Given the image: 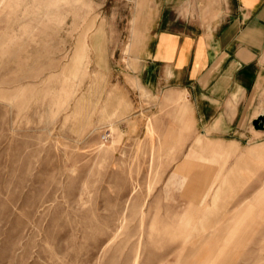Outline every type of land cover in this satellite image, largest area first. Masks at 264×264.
<instances>
[{
	"label": "rangeland",
	"instance_id": "1",
	"mask_svg": "<svg viewBox=\"0 0 264 264\" xmlns=\"http://www.w3.org/2000/svg\"><path fill=\"white\" fill-rule=\"evenodd\" d=\"M136 1L0 0V264H264V156L167 184L201 134L125 74Z\"/></svg>",
	"mask_w": 264,
	"mask_h": 264
},
{
	"label": "crops",
	"instance_id": "2",
	"mask_svg": "<svg viewBox=\"0 0 264 264\" xmlns=\"http://www.w3.org/2000/svg\"><path fill=\"white\" fill-rule=\"evenodd\" d=\"M137 8L142 13L128 39L133 53L123 55L129 60L125 74L150 95L166 91L183 97L179 112L190 111L185 137L201 134L167 184L207 174L209 166L187 160L190 156L221 155L229 162L223 181L212 188L214 201L233 173L264 156V141L241 148L244 140L264 133L247 126L264 115V0H137Z\"/></svg>",
	"mask_w": 264,
	"mask_h": 264
},
{
	"label": "water",
	"instance_id": "3",
	"mask_svg": "<svg viewBox=\"0 0 264 264\" xmlns=\"http://www.w3.org/2000/svg\"><path fill=\"white\" fill-rule=\"evenodd\" d=\"M251 125L254 129H263L264 128V115L256 116L252 121Z\"/></svg>",
	"mask_w": 264,
	"mask_h": 264
},
{
	"label": "bare ground",
	"instance_id": "4",
	"mask_svg": "<svg viewBox=\"0 0 264 264\" xmlns=\"http://www.w3.org/2000/svg\"><path fill=\"white\" fill-rule=\"evenodd\" d=\"M256 131H259V130H256ZM260 131H262V130H260Z\"/></svg>",
	"mask_w": 264,
	"mask_h": 264
}]
</instances>
